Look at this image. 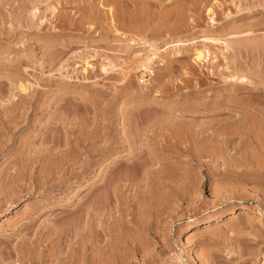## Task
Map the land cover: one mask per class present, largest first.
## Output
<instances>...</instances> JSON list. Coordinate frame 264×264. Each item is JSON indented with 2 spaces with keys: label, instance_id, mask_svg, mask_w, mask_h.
<instances>
[{
  "label": "rangeland",
  "instance_id": "374dc122",
  "mask_svg": "<svg viewBox=\"0 0 264 264\" xmlns=\"http://www.w3.org/2000/svg\"><path fill=\"white\" fill-rule=\"evenodd\" d=\"M66 205L100 264H264V0H0V264Z\"/></svg>",
  "mask_w": 264,
  "mask_h": 264
},
{
  "label": "bare ground",
  "instance_id": "6f19581e",
  "mask_svg": "<svg viewBox=\"0 0 264 264\" xmlns=\"http://www.w3.org/2000/svg\"><path fill=\"white\" fill-rule=\"evenodd\" d=\"M38 1H41V0H38ZM56 5L54 6L53 5V7L51 8V10H52V12H56L57 10H56ZM210 11V10H209ZM57 13H55V16H58V15H56ZM90 18V17H89ZM85 20V19H84ZM87 20V19H86ZM83 22V21H82ZM213 39V37L212 38H210V36L208 37V36H206V37H204L203 38V40L204 41H206V40H212ZM213 41V40H212ZM175 45H179L178 43L177 44H175ZM154 54H156V52H154ZM197 60H202L203 58H204V51L202 50V49H197L196 50V57H195ZM147 59V61H148V64H149V61L152 59L151 57H149L148 56V58H146ZM144 63V62H143ZM143 63L141 64L142 66H143ZM145 64H147V62L145 63ZM144 64V65H145ZM149 66V65H148ZM148 66H146L145 65V69H147L148 68ZM240 77V76H239ZM238 77V78H239ZM244 77L242 76L241 77V79H243ZM217 120V119H216ZM209 121V120H208ZM208 121L206 120V122L208 123ZM214 121H215V119H214ZM192 122V121H191ZM190 122V123H191ZM195 122V121H194ZM193 123V122H192ZM200 125H202L203 123H205L204 121H203V123L201 124L200 123V121L198 122ZM214 123V122H213ZM192 125V124H191ZM195 125H197V123H195ZM213 125V124H212ZM194 126V125H193ZM204 126V125H203ZM186 128V127H185ZM195 128V127H194ZM199 129L201 128V130H203L204 128H202L201 126L200 127H198ZM239 128V127H238ZM238 128H236V130L238 129ZM186 130V129H185ZM190 130H191V128H190ZM194 130V129H193ZM198 130V129H197ZM240 130V128L238 129V131ZM243 130V129H242ZM241 130V131H242ZM219 131V130H218ZM216 129H213V131L211 130V133H208L209 135L208 136H214V135H216V137L218 136V132ZM221 131V130H220ZM220 131H219V133H220ZM185 132V131H184ZM223 132H225V131H223ZM243 132V131H242ZM247 132V131H246ZM198 133V132H197ZM244 133V132H243ZM188 134V133H187ZM198 135V134H197ZM200 135V134H199ZM198 135V136H199ZM222 135V134H221ZM237 135V134H236ZM240 135V134H239ZM187 136V135H186ZM197 136V137H198ZM206 137H207V135H205ZM196 137V136H195ZM196 137V138H197ZM199 137H201V135L199 136ZM216 137H212V138H214V140L216 139L217 140V138ZM202 138V137H201ZM200 138V139H201ZM219 138V137H218ZM220 140V139H219ZM218 140V141H219ZM197 141H198V139H197ZM213 141V140H212ZM190 148H191V146H190ZM191 150H193L194 151V149L192 148ZM195 153H196V151H195ZM193 155H196V154H194V153H192ZM27 156V155H26ZM26 158V157H25ZM29 158H30V156H29ZM29 158H26V159H29ZM38 159V155H37V157H35V159ZM33 159V158H32ZM36 159V160H37ZM31 160V159H30ZM33 161H34V159H33ZM9 174V173H8ZM6 176V175H5ZM46 176V175H45ZM44 176V177H45ZM12 177V176H11ZM41 178H43L42 176H41ZM40 178V179H41ZM47 178V177H46ZM9 179V178H8ZM45 178H43V180H44ZM47 180H49L48 178H47ZM47 180H45V181H47ZM6 181V180H5ZM42 181V180H41ZM8 182L10 183V181L8 180ZM44 182V181H43ZM42 182V183H43ZM7 183V182H6ZM11 183H12V180H11ZM7 185H9V187H10V189H11V185L10 184H8L7 183ZM9 187H7V189H8V191L10 190L9 189ZM5 188H6V186H5ZM2 189H3V186H2ZM7 189H4L3 191H4V193H6V191L5 190H7ZM2 191V190H1ZM12 190H10V192H11ZM67 205L66 206H63V214L62 215H60L59 217H56V218H54V222H55V224L53 223V225L54 226H52L51 224H46L45 226L46 227H44L45 229H42L41 231L39 230V231H36V233L33 235V236H29V237H27L26 239H24L23 238V240H24V243H22V253H23V259H22V261L25 263V264H72L73 263V261H74V263L77 261V262H79L80 261V263L79 264H86L85 263V260H86V258H87V248L89 247H91L90 245H89V242L91 241V239H89V237L87 238V236L85 237V228H87V226L85 227V225L84 226H82V229L84 228L85 230V232L83 231L82 232V236L83 237H78L79 236V231H77V229L75 230V233H70V231H72L71 229L75 226V225H77L78 224V226H76V227H79V222L81 221V220H83L84 218H79V217H76V216H74V217H70V215H69V213H67V212H69L68 211V209H67ZM78 207H80V206H78ZM77 207V208H78ZM33 217V216H32ZM31 218V217H30ZM27 219V218H26ZM28 219H29V216H28ZM28 219H27V221H28ZM34 221V219H30L29 220V222L30 221ZM87 220L88 219H86V223H87ZM103 219H99L98 221H99V223L98 224H101L100 226H104L103 224H104V221H102ZM90 222V221H89ZM17 223V222H16ZM84 223V222H83ZM81 224V223H80ZM97 225V224H96ZM98 226V225H97ZM47 228V229H46ZM104 229V228H103ZM20 230H21V228H20ZM19 230V231H20ZM96 230V229H95ZM98 230V229H97ZM15 231V230H14ZM103 232L104 231H102V230H99L98 231V233H100L99 234V236L100 237H98V242L96 241L95 242V240H96V238L93 240L94 241V243H98L97 245H98V247H96V249L97 248H100L102 251H100L101 253H96L97 251H99V250H97L95 253H96V259L98 260V263L100 264V261H102V260H100V259H104V257H106V256H103L102 257V254L103 253H105L106 251H104L105 250V248L106 247H109L110 248V243L108 242V239H106V240H104L105 239V236L103 237V238H101V234H103ZM120 232V231H119ZM14 233V232H13ZM12 233V234H13ZM91 233H93V232H91ZM96 233V232H95ZM118 232H116V237L117 238H120V235L121 234H117ZM121 233V232H120ZM11 234V235H12ZM24 234V233H23ZM55 235V236H54ZM98 234L96 233V235L95 236H97ZM93 237V236H92ZM91 237V238H92ZM113 239V238H112ZM115 240H118V239H115ZM93 241H91L90 243H92ZM105 241H107V242H105ZM99 242L101 243V244H99ZM119 242V241H118ZM117 242V243H118ZM94 243H93V245H94ZM113 243V242H112ZM111 243V244H112ZM95 244V245H96ZM96 245V246H97ZM110 245V246H109ZM50 248V249H49ZM114 248V247H113ZM115 250L117 249V248H114ZM77 255V257L79 256V257H81L79 260H78V258L77 257H75ZM93 255V256H94ZM104 255V254H103ZM94 256V257H95ZM76 258H77V260H76ZM99 258V259H98ZM92 259H93V257H92ZM91 259V260H92ZM95 258H94V262H92L93 264L95 263V260H96ZM91 260H90V262H91ZM82 261H84V262H82ZM118 261V260H117ZM82 262V263H81ZM88 264H92V263H90V262H88V261H86ZM97 263V262H96ZM95 263V264H96ZM103 264H104V262H103ZM116 264V263H115ZM117 264H119V262L117 263Z\"/></svg>",
  "mask_w": 264,
  "mask_h": 264
}]
</instances>
